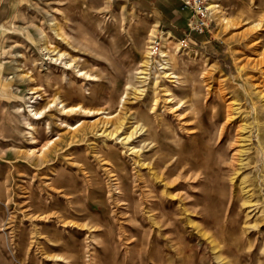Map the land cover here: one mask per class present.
Here are the masks:
<instances>
[{"label": "rangeland", "instance_id": "1", "mask_svg": "<svg viewBox=\"0 0 264 264\" xmlns=\"http://www.w3.org/2000/svg\"><path fill=\"white\" fill-rule=\"evenodd\" d=\"M187 1L0 0V264H264V0Z\"/></svg>", "mask_w": 264, "mask_h": 264}, {"label": "built area", "instance_id": "2", "mask_svg": "<svg viewBox=\"0 0 264 264\" xmlns=\"http://www.w3.org/2000/svg\"><path fill=\"white\" fill-rule=\"evenodd\" d=\"M203 0H190L184 3V6L194 11L186 21L187 33H203L208 29V15L202 5Z\"/></svg>", "mask_w": 264, "mask_h": 264}, {"label": "bare ground", "instance_id": "3", "mask_svg": "<svg viewBox=\"0 0 264 264\" xmlns=\"http://www.w3.org/2000/svg\"><path fill=\"white\" fill-rule=\"evenodd\" d=\"M211 6V8H215V6H216V4H211L210 5ZM262 16V15H261ZM264 16V15H263ZM264 18V17H263ZM257 23V22H256ZM261 24V23H260ZM261 26V25H260ZM50 43V42H49ZM52 50V49H51ZM59 54V53H58ZM63 54H59V58H60V56H62ZM258 57V56H257ZM54 58V57H53ZM57 59V58H56ZM30 81V80H29ZM38 91V89L37 88H35V90H33L32 92L34 93V92H37ZM220 93H221V91H220ZM38 96H40V95H38ZM52 102H53V100H52ZM62 103V102H61ZM64 103V102H63ZM227 106H229V105H227ZM252 106V105H251ZM254 106V105H253ZM252 106V107H253ZM64 107H67L66 105L64 106ZM71 106H68L67 108H69L70 109V111H72L73 109L72 108H70ZM73 107V106H72ZM76 108V107H75ZM74 108V109H75ZM63 110V109H62ZM65 111H66V109H65ZM251 111V110H250ZM254 118V117H253ZM226 122H227V120H225ZM229 121V120H228ZM254 121V120H253ZM262 121V120H261ZM260 122V121H259ZM224 124H225V122H224ZM254 125V124H253ZM222 126H223V124H222ZM226 126V125H225ZM245 128V127H244ZM256 128V127H255ZM220 129H222V128H220ZM246 129V128H245ZM68 130H70V129H68ZM79 130V128H76V129H74V130H71V132H76V131H78ZM261 130V129H260ZM221 131V130H220ZM222 132H223V130H222ZM220 133V132H219ZM60 139L58 138L57 140H55V141H53L52 142V144H50L49 145V143H47V144H44V145H42L41 147H39V148H37V152H39V155H38V157H42L43 155H45V154H47L49 151H50V149H52L53 147H55L56 146V144L58 143V141H59ZM260 143V142H259ZM232 144V143H231ZM264 144V143H263ZM242 146V145H241ZM259 147V146H258ZM255 148V147H254ZM242 149V148H241ZM245 150V149H244ZM259 150L261 151V149L259 148ZM245 152V151H244ZM36 153V152H35ZM238 153H240V152H238ZM241 165V164H240ZM242 166H244V165H242ZM180 172V171H179ZM194 172V171H193ZM182 174V173H181ZM168 175V174H167ZM178 197V196H177ZM127 202V201H126ZM149 203V202H148ZM134 206V205H133ZM136 206V205H135ZM134 206V207H135ZM149 206V205H148ZM256 206H258V204L256 205ZM127 207V206H126ZM152 207V206H151ZM128 208V207H127ZM140 208H141V206H140ZM149 208V207H148ZM184 209H186V208H184ZM138 210V209H137ZM149 210V209H148ZM139 211V210H138ZM163 211H165V210H163ZM181 212H182V210H181ZM162 213V212H161ZM165 213V212H164ZM131 214V213H130ZM140 214V213H139ZM143 215V214H142ZM153 215H155L156 216V214H153ZM158 215V214H157ZM129 216V215H128ZM159 216H160V214H159ZM163 216V215H162ZM131 217V216H130ZM144 217V216H143ZM154 217V216H153ZM175 217V216H174ZM142 218V217H141ZM149 218V217H148ZM177 217H175V219H176ZM143 219V218H142ZM150 219V218H149ZM148 219V220H149ZM161 219H163V218H161ZM174 219V220H175ZM132 220V219H131ZM134 220V219H133ZM162 221V220H161ZM150 222H152V220L150 221ZM154 222V221H153ZM168 223V222H167ZM160 224V223H159ZM123 232V231H122ZM125 232V231H124ZM131 232V231H130ZM132 233V232H131ZM130 236V235H129ZM151 236V235H150ZM138 238V237H137ZM143 238V237H142ZM135 239V238H134ZM172 239V238H171ZM170 239V240H171ZM143 240V239H142ZM178 241V240H177ZM137 242V241H136ZM173 243V242H172ZM177 245V244H176ZM176 245H174V246H176ZM178 246H179V244H178Z\"/></svg>", "mask_w": 264, "mask_h": 264}, {"label": "crops", "instance_id": "4", "mask_svg": "<svg viewBox=\"0 0 264 264\" xmlns=\"http://www.w3.org/2000/svg\"><path fill=\"white\" fill-rule=\"evenodd\" d=\"M2 10V9H1Z\"/></svg>", "mask_w": 264, "mask_h": 264}]
</instances>
